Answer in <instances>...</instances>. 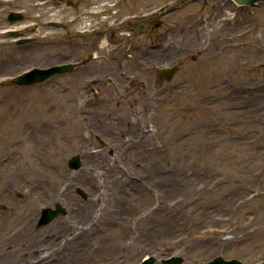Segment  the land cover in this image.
<instances>
[{
  "label": "rangeland",
  "instance_id": "rangeland-1",
  "mask_svg": "<svg viewBox=\"0 0 264 264\" xmlns=\"http://www.w3.org/2000/svg\"><path fill=\"white\" fill-rule=\"evenodd\" d=\"M67 1L0 0V264L264 262V2L188 0L165 22L187 53L168 88L138 87L119 106L111 89L89 117L73 73L12 81L63 61L59 26L76 31L88 2ZM57 203L66 215L38 226Z\"/></svg>",
  "mask_w": 264,
  "mask_h": 264
},
{
  "label": "flooded vegetation",
  "instance_id": "flooded-vegetation-1",
  "mask_svg": "<svg viewBox=\"0 0 264 264\" xmlns=\"http://www.w3.org/2000/svg\"><path fill=\"white\" fill-rule=\"evenodd\" d=\"M181 1L172 7H155L150 0H88L81 9L83 0L66 2L79 9L72 19L76 31L58 25L61 63L74 64L62 76L75 75L72 85L78 88L77 101L90 105L89 117L103 111L105 97L114 98L111 89L119 106L138 87H156L158 92L168 88L187 56L185 50L176 48L175 25L165 24L167 16L188 0ZM164 68L177 72L167 79L160 74Z\"/></svg>",
  "mask_w": 264,
  "mask_h": 264
},
{
  "label": "water",
  "instance_id": "water-1",
  "mask_svg": "<svg viewBox=\"0 0 264 264\" xmlns=\"http://www.w3.org/2000/svg\"><path fill=\"white\" fill-rule=\"evenodd\" d=\"M239 5H247L253 6L256 5L258 2H264V0H234ZM9 22L11 24L18 23L23 20V16L20 12L12 11L8 16ZM50 25L56 26L55 22H51ZM12 35L15 38L20 36L19 31L12 30ZM28 38L19 39L17 42L18 44H24L28 42ZM73 69L72 64H56L46 68L34 67L30 70L24 71L16 75L12 81L20 86L23 85H32L40 82H45L52 78L55 75L63 74L69 72ZM176 68L171 70H160V74H165L167 79H171L174 74L176 73ZM99 141L104 144V142L99 139ZM110 154H113V150H110ZM82 159L81 156L75 155L68 160V166L71 170L76 171L82 167ZM77 192L81 194L83 197H86V193L82 189H78ZM67 211L65 207H63L60 203H57L55 208H43L41 211V216L38 221V226L46 225L52 222L55 218L59 217L60 215H66ZM156 256H148L145 257L139 264H155L157 262ZM164 264H182L183 258L181 256H171L161 260ZM199 264H244L240 260L237 259H229L226 260L222 256H218L209 262H201ZM261 264H264L262 262Z\"/></svg>",
  "mask_w": 264,
  "mask_h": 264
}]
</instances>
